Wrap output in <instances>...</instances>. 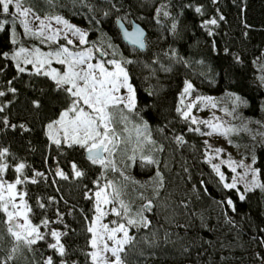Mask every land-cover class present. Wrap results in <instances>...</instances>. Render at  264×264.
Wrapping results in <instances>:
<instances>
[{"label":"trees","instance_id":"1","mask_svg":"<svg viewBox=\"0 0 264 264\" xmlns=\"http://www.w3.org/2000/svg\"><path fill=\"white\" fill-rule=\"evenodd\" d=\"M23 2L39 16L58 15L84 25L85 45L116 51L110 58L119 59L126 68L136 104L132 110L118 106L113 111L115 128L128 138L115 168L93 164L79 145L61 141L57 145L48 125L75 97L63 90L68 86L58 88L45 75L48 72H38L19 56L11 58L18 44L39 42L24 38L16 17L0 13V21H9L0 30V53L9 54L0 55V92L5 93L0 96V149H8L3 162L9 165L0 177L8 181L27 177L19 188L31 209L28 219L45 237L31 246L17 242L7 230L5 213L0 212V264H44L50 256L53 264L61 259L68 264H93L86 255L92 249L87 229L95 215L93 193L107 179L122 186L123 196L133 204L137 198L151 202L145 203L149 208L143 211L150 222L147 227L127 224L134 243L121 253L124 264H264V189L246 191L240 200L241 188H225L204 159L203 136L182 115L187 96L212 97L220 107L235 105L252 128L264 123V0ZM118 18L126 25L136 20L146 27L145 50L122 41ZM212 19L217 23H207ZM17 65L25 71H18ZM186 81L192 89L182 95ZM242 140L250 143L244 152L252 156L264 184V145L248 137ZM19 164L25 167L17 173ZM73 164L82 176H75ZM157 172L163 176V187ZM136 178L146 182L132 186ZM112 218L106 219L112 223ZM45 219L47 225L41 223ZM53 230L64 233L60 237L66 250L63 258L48 247L54 241Z\"/></svg>","mask_w":264,"mask_h":264},{"label":"snow or ice","instance_id":"2","mask_svg":"<svg viewBox=\"0 0 264 264\" xmlns=\"http://www.w3.org/2000/svg\"><path fill=\"white\" fill-rule=\"evenodd\" d=\"M10 6H14L15 11H10ZM32 10L29 8H23L22 7V0H0V13L8 14L12 17L24 16L27 17L29 13ZM197 12H200V8H196ZM161 12V9H157V13L159 14ZM165 16L169 15V13L164 12ZM36 20L40 21L41 28L39 31L40 35H43V28H44V21L40 20L39 16L34 17ZM56 21L58 23H63L69 30L72 31L73 35L79 36V43L84 44L86 43V35L84 31H82L80 28L75 27V25H71L68 23L67 20H62L61 17H55ZM223 19V17H221ZM9 23V21H0V30H4L5 26ZM11 23L15 25V20H12ZM21 24H23L26 32H31V29L29 28V22L25 20L20 21ZM207 23L210 24H216L217 21L215 19H212L208 21ZM173 29H175V24H173ZM58 31V30H57ZM33 35H37L36 32L32 33ZM125 38L134 46L139 48H144V33L142 30H140L138 27L129 32L125 30L124 32ZM47 39L52 40L54 39V36H48ZM13 43H15V40H13ZM68 44H72V40L67 41ZM26 50L21 48L19 52L14 53L12 55V59L15 60L21 52H25ZM38 51V50H37ZM0 55H3L7 57L9 54L7 52L0 53ZM47 55H52L51 53ZM92 55V50L89 49L86 53L85 52H76L72 53L69 51V49L66 46H61L60 51L55 53V56L57 58L64 57L62 59H58V62L60 64H66L67 70L60 74L57 72L56 69H53L50 73H45V75H50L51 78L56 81V85L58 88H61L63 85H71V87L64 88L63 90L68 92L72 97H75L72 101L71 107H69L66 111L61 113L60 121H56L54 123H62L69 115V113H74L75 115L69 120L70 128L65 127L64 128V139L65 141H70L71 144L79 145L80 147L84 148L87 152V158L93 163V164H101L104 167H108L109 165H112L113 168H115L114 163L111 160H107L104 156V153H108L109 156L112 155V153L116 150L118 145V140L116 139L117 133L114 128L111 127V124L114 120L112 109H115L119 104H121L124 100V97L121 96H115L113 95L114 92H118L120 87H124L127 89L129 94V103L125 106L128 107L129 110H132L134 108V89L132 85L128 82L129 76L127 71L124 67H122L121 63L115 60L107 61L109 64L115 65L114 71H108L104 67V63H97V64H87L86 68H79V65H82L85 63V59H90ZM48 63H51V61H47ZM25 63H33L31 60H25ZM125 63H132V61H125ZM18 71L24 72L25 69L22 67H19L17 65ZM39 72V69H37ZM83 82L82 84L80 82ZM192 89V84L190 82H185V88L184 93H188ZM11 91L15 92V89H11ZM5 95V93L0 92V96ZM201 99H208L210 100V97H205ZM239 100V97L236 98ZM83 102L84 105H87L91 111H85L83 107H80V102ZM36 103V102H34ZM215 106V105H213ZM3 109L0 108V111ZM177 112H180V108L178 107ZM182 115L185 119L188 118V112H183ZM126 119V117H124ZM192 122L196 123L195 118H192ZM201 123H208L207 121H201ZM15 127V126H13ZM23 127V126H21ZM49 128H52L53 125L49 124ZM191 130V129H190ZM196 131H199V129H195ZM214 131H218V128L213 126ZM231 129H225L223 134H227ZM212 133H208V135H211ZM177 140L182 139L181 137H177ZM57 145L60 144V140L54 141ZM70 144V146H71ZM217 152L221 151V149H217ZM8 154V149H0V174L4 173L6 169H8L9 165L5 162H3V158L6 157ZM143 160H146L147 163L153 164L156 163V161L152 160L150 157H142ZM234 163V162H232ZM242 166V165H241ZM24 164H19L16 166L15 171L17 173L22 172L24 169ZM73 171L75 173L76 177L82 176L84 173L77 169L76 165H72ZM213 168L218 172L220 179L224 180V174L219 172V166L213 165ZM232 171L235 172L236 169L232 168ZM253 173L255 174L257 170L253 169ZM58 176L67 179L66 174L62 170H57L56 173ZM42 173H36V176H42ZM156 178L160 181V187H163V176L160 172L156 173ZM127 179V178H126ZM27 180V177H25L23 180L19 177L15 180V183H6L3 179H0V212H3L7 215V224H8V232L15 238L17 242H23L24 244L31 246L36 244L38 240L45 239L44 235L40 233L39 226H32L31 222L27 219V216H24V223L21 224L18 221V218L22 215V213L18 210L20 205H17L15 202V197L17 193H15L16 185L22 184ZM32 183H36V179L33 178ZM253 186L259 187L264 189V184H260L256 181L255 175L253 177ZM111 184V182H109ZM225 188H235L236 184L233 183H226L224 184ZM7 191V197H5L4 193ZM103 192V189L101 191L96 192V198H97V212L100 213V215H105V213L101 212L99 208V201L101 197V193ZM20 201L21 204L28 209V211H31L30 208L27 206V202L24 201V194L20 193ZM119 196V192H116V197ZM240 200H244L245 196L243 194L240 195ZM115 199V197H114ZM104 203H111V201L108 200L107 194L104 196ZM151 202H149L150 204ZM229 205H232V200L229 199L227 201ZM9 206H11L12 210H9ZM39 207L43 208V204H39ZM121 207L124 209V215H127L128 208L126 205L123 204L121 201ZM145 208L148 207V205L144 206ZM233 210H235L233 208ZM112 212H114L117 216L121 215V212L118 211L115 207L112 208ZM140 216L139 220L134 219H128L127 224L128 225H143L145 227L148 226L149 221H147L146 218H144L141 213L137 214ZM41 223L44 225L48 224V221L45 219ZM113 223H116L113 221ZM104 230L107 233V240L112 241L113 245L110 247L109 244L106 241H103V237H101V240L103 242L102 250L105 253L110 252L111 257H105L103 260V264H124V261L121 257V253L125 251V246H130L134 243V237L129 235L128 228L125 226V224H119L117 227L109 229L108 225L102 226ZM89 232L94 233V229L92 227H89L87 229ZM25 233V234H22ZM117 233H122L123 235L121 237H117ZM50 235L55 238V243H51L48 245L49 248L55 250L58 252L59 256L63 258L66 255L65 246L60 242L61 235H64V233L57 232L55 230L50 232ZM91 246L93 249H96L98 247L97 245V237L94 234L93 238L91 240ZM15 251V249H13ZM89 256L93 262V264H97L98 259V252L93 251L86 254ZM114 258V259H113ZM12 256L10 255L8 257V260H11ZM44 264H53V258L50 256L46 259ZM60 264H68V262L64 259L60 260ZM75 264V262H73Z\"/></svg>","mask_w":264,"mask_h":264},{"label":"rangeland","instance_id":"3","mask_svg":"<svg viewBox=\"0 0 264 264\" xmlns=\"http://www.w3.org/2000/svg\"><path fill=\"white\" fill-rule=\"evenodd\" d=\"M22 7L29 8L24 4L23 0H22ZM10 11H15L14 6H10ZM35 16H39V15H37L33 11H31L27 17L19 16V15L16 16V19L18 20L19 23L21 20H25V19L29 22V28L31 29V32H26L23 24L20 23L24 32V38L26 37L29 38L30 40H38L39 42V45L18 44L19 48L18 49L16 48V53L19 52L21 48L26 50L25 52H21L19 54V57L23 59L24 63L26 59L33 61V63H31V66L34 69H39L42 71H46L48 73L52 72L53 69H56L57 72L63 74L67 70V65L60 64L58 62V59H62L64 57L57 58L55 56V53L60 51L62 45L66 46L69 49V51L72 53H76V52L86 53L89 49L92 50L91 58L90 59L86 58L85 63L79 65V68H86L87 64L89 63L97 64L102 62L104 63V67L108 71H114L115 65L107 63V61L110 60H115L120 62L122 67H124L119 59L110 58V56H116V51H114L113 49L111 50L99 46L93 47V46L85 45V43L80 44L79 36L73 35L72 31L69 30L63 23H58L56 21L55 17H61L62 20H67L62 16H58V15L39 16L40 20L44 21V28H43L44 34L40 35L39 31L41 28V24L39 20H36L34 18ZM67 21L69 24L75 25V27L80 28L82 31L87 33V29L84 25L70 20ZM33 32H36L37 35H33L32 34ZM50 35L54 36V39L52 40L47 39V37ZM85 39L87 40V35ZM68 40H72L73 43L68 44L67 43ZM49 53H51L52 55H47ZM47 61H51V63H48ZM128 82L132 85L134 89V106H135L136 104L135 88L131 83L130 79ZM80 83L82 84L83 82L81 81ZM66 86L71 87V85H66ZM113 95L124 97L123 102L118 106H123L126 110H129L128 107L125 106L126 104L129 103V94L126 88L120 87L119 91L114 92ZM210 98H211L210 100L201 99V98L194 99L191 98L190 96H187L183 107L184 112H188L189 115L187 120L190 123V125L193 127V129H199V131H197V134L203 136L204 147H205L204 159L207 160L212 167L213 165L219 166V172L224 174V180H223L224 184L226 183L230 184L235 182L236 187H238L239 189L241 188V192L243 194L246 191L256 188L253 186L252 183L254 175L258 183H260V177L258 171L255 174L252 171L253 169H255V167L253 166L252 156L250 155V153L247 155L244 152L245 147L250 148L251 145L250 143L247 144L242 139L244 137H248L249 139H256L257 141H259L264 145V123L261 124L260 127L252 128L250 121L242 117L237 112L236 109L237 107H235V105L228 107L226 106L220 107L216 105L212 97ZM79 106L83 107L85 111H89V112L91 111V109H89L87 105H84L82 101L80 102ZM69 107H71V105ZM111 111L113 112L115 110L113 109ZM74 115H75L74 113H69L68 117L62 123H52L53 127L52 128L48 127V133L51 139L53 140V142L58 139L61 142L71 143L70 141L67 142L65 141L63 130L65 127H69V128L71 127L68 122L69 120H71V118ZM60 118L57 121H60ZM192 118H195L196 123L192 122ZM201 121H207L208 123L206 124L201 123ZM213 126L218 128V131H214ZM111 127L114 128L117 133L116 139L118 140V145L116 150L112 153L111 156H109L108 153H104V156L106 157L107 160H111L115 165L117 163L119 156L118 152L122 149L123 143L127 142L126 140H128V138L123 137L121 134H119L113 123L111 124ZM225 129H231V131H229L225 135L223 134ZM208 133H212V134L208 135ZM217 149H221V151L217 152L216 151ZM232 168H235L236 171L233 172ZM214 171L218 174V172L215 169ZM0 179H3L6 183H15L16 180L15 179L13 181H8L2 177H0ZM109 182H111V184H109ZM131 182H132V186H141L146 182V180L143 178H136V179H132ZM101 189H103V192L101 193L99 208L101 212L105 213V215H100V213H98L96 210L97 198L95 194L96 192L101 191ZM14 191L15 193H17L15 197V202L17 203V205H20L18 210L22 213V215L18 218V221L19 223L23 224L24 216L26 215L28 219L29 211L21 204L19 194L23 193V191H21L19 185H16ZM117 191L119 192L118 197H116ZM105 194H107V198L109 201H111V203L106 204L103 202ZM4 195L5 197H7V191H5ZM123 195H124L123 187L111 179L104 180V183L99 188H97L93 193V196L95 198V215L92 221L90 222L89 227H92L94 229V233L91 232V240L94 234L97 237L98 247L96 249L93 248L91 249V252L93 251L98 252L97 264H103V260L105 257H111L110 252L108 253L103 252L102 250L103 242L101 240V237H103V241H106L110 247L113 245L112 241L107 240V233L102 226L106 224L108 225L109 229H112L117 227L119 224H125V226L128 228L127 220L128 219L139 220L140 216H138L137 214L141 213V215L143 216L144 215L143 211L147 209L144 207L145 203H149L146 199L139 200L137 198L136 200L137 203L133 204L131 200L126 199L125 196ZM24 201H26L25 195H24ZM121 201L128 208L127 215H124V209L121 207ZM136 205H137V209H136ZM113 207H115L118 211L121 212L120 216H117L114 212H112ZM9 210L10 211L12 210L11 206H9ZM109 215L113 217L112 220L115 221L116 223H113V221L112 223H109V221H107L106 218ZM6 221H7V215H6ZM134 226H138V225H134ZM55 231L60 232L59 230H55ZM116 235L119 238L123 234L117 233ZM55 242L56 241L54 238L53 243Z\"/></svg>","mask_w":264,"mask_h":264},{"label":"water","instance_id":"4","mask_svg":"<svg viewBox=\"0 0 264 264\" xmlns=\"http://www.w3.org/2000/svg\"><path fill=\"white\" fill-rule=\"evenodd\" d=\"M116 25H117V27H118V29H119V31H120V36H121L122 41H123L126 45L131 46V47H134V46H133V45H132V44H131L126 38H125V36H124V32H125V30L131 32V31L135 30L137 27H138L140 30H142L143 33H144V37H143V38H144V44H145V47L142 48V49L139 48V47H134V48H136V49H138V50H140V51H143V50L146 49V47H147V35H148V30H147L146 27L143 26L140 22H138V21H136V20H133V21L131 22L130 25H126L125 22H124L121 18H118L117 21H116ZM181 142H182V139L179 140V143H181ZM85 154H86V156H87V152H86ZM147 208H149V205H148Z\"/></svg>","mask_w":264,"mask_h":264}]
</instances>
